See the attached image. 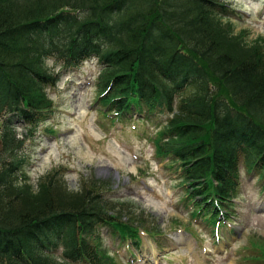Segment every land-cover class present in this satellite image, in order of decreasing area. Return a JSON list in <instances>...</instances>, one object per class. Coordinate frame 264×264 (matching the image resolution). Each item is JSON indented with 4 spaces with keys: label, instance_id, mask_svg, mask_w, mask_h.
<instances>
[{
    "label": "trees",
    "instance_id": "obj_1",
    "mask_svg": "<svg viewBox=\"0 0 264 264\" xmlns=\"http://www.w3.org/2000/svg\"><path fill=\"white\" fill-rule=\"evenodd\" d=\"M223 1L0 0V264H109L94 230L112 226L135 246L139 227L153 233L112 213L96 184L16 190L25 138L54 109L49 59H96L98 103L113 121L162 126L156 155L179 170L195 216L219 227L235 216L240 166L264 179V50L242 47Z\"/></svg>",
    "mask_w": 264,
    "mask_h": 264
},
{
    "label": "rangeland",
    "instance_id": "obj_2",
    "mask_svg": "<svg viewBox=\"0 0 264 264\" xmlns=\"http://www.w3.org/2000/svg\"><path fill=\"white\" fill-rule=\"evenodd\" d=\"M223 2L234 10L223 19L232 22L235 37L243 34L242 47L261 53L264 0ZM48 65L60 76L55 87L47 88L54 109L20 152L25 160L12 180L17 191L37 193L44 180H52L59 194L84 192L85 185L96 184L104 194L102 199L114 207L112 213L123 211L127 222L130 218L135 222L136 215L144 219L153 233L139 227L141 244L136 247L140 248H132L135 261L110 227L101 228V248L109 264H146L140 259L142 254L156 257V264L264 263V179L258 173L249 174L240 166V189L233 201L236 214L230 225L218 229L203 222L188 203L179 170L156 155L157 144L164 138L162 126L135 118L124 121L120 132V123L108 119L107 106L98 105V61L86 60L78 68L52 60ZM16 133L22 138L23 127L18 126ZM231 228L238 235H231Z\"/></svg>",
    "mask_w": 264,
    "mask_h": 264
},
{
    "label": "bare ground",
    "instance_id": "obj_3",
    "mask_svg": "<svg viewBox=\"0 0 264 264\" xmlns=\"http://www.w3.org/2000/svg\"><path fill=\"white\" fill-rule=\"evenodd\" d=\"M23 136H24V133L22 134V139H23ZM17 137H18V134H17ZM20 138V137H19ZM26 139V138H25Z\"/></svg>",
    "mask_w": 264,
    "mask_h": 264
}]
</instances>
